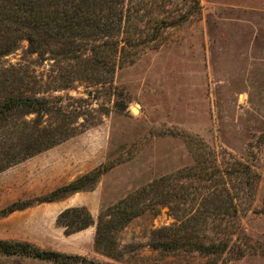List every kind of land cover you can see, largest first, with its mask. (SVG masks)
<instances>
[{"label": "rangeland", "instance_id": "1", "mask_svg": "<svg viewBox=\"0 0 264 264\" xmlns=\"http://www.w3.org/2000/svg\"><path fill=\"white\" fill-rule=\"evenodd\" d=\"M155 1L159 4L152 5L154 17H169L172 25L163 29L162 42L157 39L133 62L117 68L114 85L124 87L127 94L115 96L111 85L79 83L44 93L42 97L56 107L65 106L70 127L80 131L0 172V210L48 194L99 168L106 170L93 189L58 200L59 212L87 207L97 220L102 210L127 195L151 188L141 195L140 204L138 199L134 203L142 212L116 233L123 258L118 261L96 250L95 225L88 227L89 232L68 235L64 227L50 223V210L43 206L1 217L0 239L22 238L69 257L55 262L32 253H2L0 264H83L76 256L112 264H264V0H200L201 15L188 20L181 15L191 0ZM20 46L2 64L25 58L28 43ZM38 62L40 74L50 81L58 72L53 62ZM122 98L128 104L125 110L115 106ZM209 151L220 161L233 162L230 156L236 157L262 175L241 197L238 233L246 255L153 246L160 237L154 231L181 217L172 206L162 204L166 195L174 193L178 203L181 193L201 183L197 161L210 157ZM190 167L195 168L189 171ZM162 177L168 179L153 190L152 182ZM214 221L208 218L206 231L188 232L187 238L213 239ZM229 222L223 221L227 229Z\"/></svg>", "mask_w": 264, "mask_h": 264}, {"label": "trees", "instance_id": "2", "mask_svg": "<svg viewBox=\"0 0 264 264\" xmlns=\"http://www.w3.org/2000/svg\"><path fill=\"white\" fill-rule=\"evenodd\" d=\"M155 2L159 4L155 0H0V172L80 131L79 127H70L72 120L65 106L56 107L50 98L42 97L44 93L70 89L79 83L90 87L111 85L115 96L127 94L124 87L114 85L117 68L133 62L157 39L162 42L163 29L172 25L169 17H154L156 11L152 5ZM191 2V7L181 15L182 20L201 15L200 0ZM144 24L150 26L149 30ZM151 24L159 27L158 30L152 31ZM23 42L28 43L26 57L17 64H2V59L18 50ZM35 55V59H29ZM38 59L52 61V67L58 70L48 82L38 70L41 65ZM55 69L51 71L54 73ZM115 106L125 110L128 104L122 98ZM56 120L60 123L57 124ZM209 152L211 156L206 159H201L202 154H198L197 172L201 183L193 191L186 189L181 193L178 203L173 200L174 193L166 195L162 204L172 206L181 217L154 231L160 237L153 241V246L167 250L181 247L207 255L225 256L232 251L246 255L247 250L239 244L241 233H238L241 197L246 195V188L260 182L262 175L236 157L230 156L233 162L220 161L216 154L212 157ZM194 168L190 167L189 171ZM105 170H93L48 194L15 201L0 210V218L16 210L91 190ZM167 179L162 177L153 181L152 189ZM150 189L127 195L102 210L97 220L87 207H71L61 212L57 223L68 235L95 225L96 250L120 261L124 253L118 245L116 233L142 212L134 203L138 199L140 204L141 195ZM172 203H176L175 207ZM208 218L215 220L213 231L216 236L213 239L196 238L195 235L187 238L188 232L206 231ZM225 218L230 219V229L223 223ZM2 253H32L55 262L69 257L65 253L40 249L26 241L13 240H0ZM74 258L83 264H112L81 256Z\"/></svg>", "mask_w": 264, "mask_h": 264}, {"label": "crops", "instance_id": "3", "mask_svg": "<svg viewBox=\"0 0 264 264\" xmlns=\"http://www.w3.org/2000/svg\"><path fill=\"white\" fill-rule=\"evenodd\" d=\"M71 182V181H70ZM57 187H58V185H57ZM56 187V188H57ZM61 201V200H60ZM60 201H54V202H45V203H41V204H36V205H33V206H30V207H28V208H26V209H22V210H16V211H14L13 213H11V214H8V215H6L5 216V218H8L9 216H11V215H14V214H19V213H22V212H26V211H30V210H33V209H36V208H43V206H45L46 208H48L49 210H50V218H51V220H50V223L52 224V225H54L55 227H58V223H57V220H58V217H59V215L61 214V212H59L58 211V203L60 202ZM70 208V207H69ZM54 211V212H53ZM40 225L43 223V221H40V222H38ZM91 228H93V227H91ZM89 230H90V228H86V229H84V230H81V231H79V232H77V233H75V234H81L82 232H84V231H87V232H89ZM64 231H65V228H64ZM75 234H72V235H75ZM83 234V233H82ZM0 240H16V241H25V239H22V238H14V239H12V237H10V238H6V239H0ZM94 245H95V239H94ZM45 250V249H44ZM59 252V251H58ZM61 253H63V252H61ZM66 254V253H65Z\"/></svg>", "mask_w": 264, "mask_h": 264}]
</instances>
